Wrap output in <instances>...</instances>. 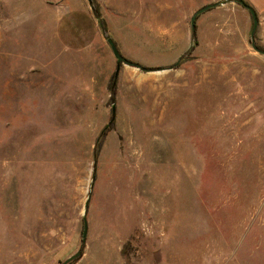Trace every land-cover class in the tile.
<instances>
[{
    "label": "rangeland",
    "instance_id": "374dc122",
    "mask_svg": "<svg viewBox=\"0 0 264 264\" xmlns=\"http://www.w3.org/2000/svg\"><path fill=\"white\" fill-rule=\"evenodd\" d=\"M233 2L0 0V264H264V55Z\"/></svg>",
    "mask_w": 264,
    "mask_h": 264
},
{
    "label": "water",
    "instance_id": "95a60500",
    "mask_svg": "<svg viewBox=\"0 0 264 264\" xmlns=\"http://www.w3.org/2000/svg\"><path fill=\"white\" fill-rule=\"evenodd\" d=\"M91 9L94 10V6H93V0H88ZM235 3L241 5L243 8H245L246 10L249 11V13L251 14L252 20H253V28H252V32H251V43H252V47L255 51H257L259 54L264 55V50L260 49L257 45H256V41H255V34L256 31L258 29L259 26V18L258 15L256 13V11L254 10L253 7H251L249 4H247L244 0H234ZM220 4H213V5H208L204 8H202L201 10L197 11L194 16L191 19V26H192V32L194 33L196 31V21L197 18L206 13L207 11H209L212 8H215L217 6H219ZM98 22L100 24L101 27H103L102 21L101 19L98 18ZM107 43L109 44L112 53L117 61V74L119 73V70L121 68L122 65H126L129 67H134L137 69H141L144 70L143 67H141L139 64H136L134 62L129 61L128 59H126L124 56H122V54L120 53L117 45L115 44V42L110 38V37H106ZM89 204H90V197L88 198V201L86 203V208H85V218H84V233H83V242L86 241L87 239V235H88V222H87V218H86V212L89 208ZM81 256L80 253L72 256L70 259H68L66 262H64L63 264H70L71 262H73L74 260L78 259Z\"/></svg>",
    "mask_w": 264,
    "mask_h": 264
},
{
    "label": "crops",
    "instance_id": "0c3cea01",
    "mask_svg": "<svg viewBox=\"0 0 264 264\" xmlns=\"http://www.w3.org/2000/svg\"><path fill=\"white\" fill-rule=\"evenodd\" d=\"M244 1L247 4H249L251 7H253L258 15L259 26L255 34L256 36L255 41H257L264 49V0H244ZM236 7H233V10L237 11V13L244 18L247 29L248 26H250V24H252V28H253V20L249 11L246 10L245 8H242L241 5Z\"/></svg>",
    "mask_w": 264,
    "mask_h": 264
},
{
    "label": "trees",
    "instance_id": "16d2710c",
    "mask_svg": "<svg viewBox=\"0 0 264 264\" xmlns=\"http://www.w3.org/2000/svg\"><path fill=\"white\" fill-rule=\"evenodd\" d=\"M193 38H194V46L192 49H194V47L196 46L197 42H196V31L193 33Z\"/></svg>",
    "mask_w": 264,
    "mask_h": 264
}]
</instances>
